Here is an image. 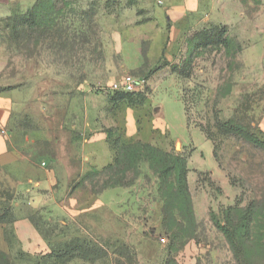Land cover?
Returning <instances> with one entry per match:
<instances>
[{"label":"rangeland","instance_id":"1","mask_svg":"<svg viewBox=\"0 0 264 264\" xmlns=\"http://www.w3.org/2000/svg\"><path fill=\"white\" fill-rule=\"evenodd\" d=\"M239 1L242 16L227 23L214 11L202 13L205 21L193 28L169 26L152 64L150 41L126 43L123 56L112 42L105 47L102 22L113 15L100 13L96 0H70L66 19L90 43L76 41L74 55L62 60L34 41L21 37L26 48L13 43L7 19L22 15L19 10L0 20V109L8 113V122L0 119V139L16 161L0 164V203H9V220L15 218L0 224L8 247L0 250V264H237L211 215L223 222L226 209L251 204L256 236L264 238V149L227 125L264 140V0ZM81 5L91 17L81 14ZM125 74L142 80L138 90L111 91ZM133 144L187 160L199 225L194 239L182 233L170 247L161 176L143 153L125 154ZM95 156L114 167L103 171ZM43 179L51 185L36 188ZM24 186L37 196L21 194ZM36 197L40 204L33 205ZM19 210L34 229L29 244L14 228ZM247 259L264 264V251L249 247Z\"/></svg>","mask_w":264,"mask_h":264},{"label":"trees","instance_id":"2","mask_svg":"<svg viewBox=\"0 0 264 264\" xmlns=\"http://www.w3.org/2000/svg\"><path fill=\"white\" fill-rule=\"evenodd\" d=\"M69 6H71L70 0H37L26 13L20 16H10L7 19L10 22L7 28L13 36H16L13 43L19 48H26L27 46L24 47V44L21 43L22 39L20 38L22 37L25 43L34 41L36 48L42 45L60 59L63 54L72 53L74 55L77 47L76 41H82L83 44L90 42L87 41L84 31H80L74 23H69L66 19L68 14L66 9ZM83 9L81 14L87 18L91 17L92 14L87 12L85 8ZM69 13L78 14L73 8L70 9ZM19 22L22 23L21 29L18 28ZM20 31L23 33L21 32V36L18 37ZM118 92L133 94L124 91ZM227 125H229L232 133L264 149V140L258 138L247 127L232 123H227ZM131 149L135 156L136 153H143V160L149 162L151 169L161 176L162 225L171 240L170 247H175L179 241L183 240L182 233L186 234L188 238L194 239L199 225L189 192L187 160L175 157L150 144L128 145L123 148V151L126 154ZM112 165L106 166L103 171L112 169L114 167ZM8 206L9 203L6 206L0 203V224L15 221L14 216L9 220L10 210ZM211 221L226 238L237 264H246L249 247H252L254 251H264V238L256 236L257 218L254 205L251 204L245 208L230 207L224 212L223 222H220L214 215H211ZM163 264H174V261L168 259Z\"/></svg>","mask_w":264,"mask_h":264},{"label":"crops","instance_id":"3","mask_svg":"<svg viewBox=\"0 0 264 264\" xmlns=\"http://www.w3.org/2000/svg\"><path fill=\"white\" fill-rule=\"evenodd\" d=\"M37 0H0V20L6 19L13 12V9H17L22 13H26L30 10ZM76 3H81L86 0H71ZM89 1V0H87ZM100 3L103 9L100 13L103 15H113L109 18V21L102 22V29L108 35L105 47L112 42L115 46L118 55L123 56V46L127 43L138 44L143 41H150L151 47L149 50L148 60L152 64L158 63L159 53L163 51V35L167 28L170 26L171 30H178L184 24H189L190 27H195L202 20L199 16L202 13L216 11L220 15V23H227L228 20L235 19L236 15L243 14V6L239 0H96ZM92 3V2H91ZM91 5V4H90ZM80 7L86 8L83 5ZM88 7V6H87ZM114 15H118L115 17ZM205 18V17H204ZM108 22H115L111 24L110 31L107 29ZM126 75V74H125ZM7 111L1 107L0 119L5 118L7 121ZM97 141L94 139L89 142V145L93 146ZM87 146L85 148L87 149ZM93 148V147H92ZM88 149L86 150V152ZM106 158V157H104ZM103 158L100 156L93 157V164L97 167L105 168L106 161L101 164ZM22 160V159H21ZM56 160V157H54ZM18 161V160H17ZM15 161L14 152L10 151L8 144L6 145L2 139H0V164L12 165ZM71 162V160H70ZM70 162L68 164H70ZM23 165L22 161H18ZM73 166V164H71ZM35 172L41 171L37 166H33ZM22 169L20 168L19 171ZM42 172V171H41ZM43 173H40L42 175ZM190 174V169H189ZM57 179L55 178V181ZM33 180H29L32 182ZM52 181L48 182L43 179L42 181H35L36 188L45 185H51ZM23 190V191H22ZM21 191L25 197H29L32 194H36L37 191L29 189L27 187L21 188ZM36 203L40 204L39 199L34 198ZM31 202H28V204ZM16 205L20 206V203L16 202ZM17 222H15V229L18 237L26 239L31 243V237L34 233V229L28 216L17 211ZM0 250L8 251V247L5 245L3 235L0 236Z\"/></svg>","mask_w":264,"mask_h":264},{"label":"built area","instance_id":"4","mask_svg":"<svg viewBox=\"0 0 264 264\" xmlns=\"http://www.w3.org/2000/svg\"><path fill=\"white\" fill-rule=\"evenodd\" d=\"M141 82L142 80L140 79H137L130 75H125L120 81L114 83L111 86L110 90L113 92L124 91L126 93H134L138 90L139 83ZM144 84L145 81L143 80V86ZM45 165V163L41 164L42 167H44Z\"/></svg>","mask_w":264,"mask_h":264}]
</instances>
